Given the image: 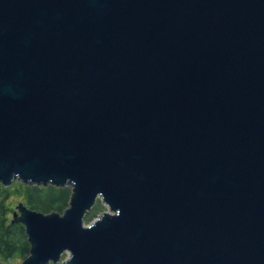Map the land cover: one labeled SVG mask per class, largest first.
<instances>
[{"label":"water","instance_id":"95a60500","mask_svg":"<svg viewBox=\"0 0 264 264\" xmlns=\"http://www.w3.org/2000/svg\"><path fill=\"white\" fill-rule=\"evenodd\" d=\"M14 180L19 264H264V0H0Z\"/></svg>","mask_w":264,"mask_h":264},{"label":"trees","instance_id":"16d2710c","mask_svg":"<svg viewBox=\"0 0 264 264\" xmlns=\"http://www.w3.org/2000/svg\"><path fill=\"white\" fill-rule=\"evenodd\" d=\"M18 192L24 196V203L28 206L43 210H57L61 212L67 205L71 188L68 185L57 186L54 184H29L14 180L10 185L4 186L0 182V259L8 261L12 257L23 259L29 253L24 226L21 222L8 219L7 200L12 193ZM100 208V201L85 215V220L96 215Z\"/></svg>","mask_w":264,"mask_h":264},{"label":"rangeland","instance_id":"374dc122","mask_svg":"<svg viewBox=\"0 0 264 264\" xmlns=\"http://www.w3.org/2000/svg\"><path fill=\"white\" fill-rule=\"evenodd\" d=\"M99 199V198H98ZM20 201H22V202H24V196L23 195H21L20 193H18V192H14V193H12V195L8 198V200H7V207H8V212H7V217H8V219H10L11 217H12V212L14 211V210H16V205L18 204V202H20ZM99 201H100V208L97 210V213H96V215L97 214H99L101 211H103V210H107V206L99 199ZM96 202H97V200H96ZM95 202V203H96ZM94 203V204H95ZM94 206V205H93ZM93 206H92V208H93ZM91 208V209H92ZM90 209V210H91ZM89 211V210H88ZM87 211V212H88ZM87 212H86V214H87ZM96 215H94V216H96ZM93 218V217H92ZM92 218H90V219H92ZM67 255V252H64L62 255H61V257L63 258V257H65ZM1 261H2V264H19L20 262H21V258L20 257H17V256H15V257H12L11 259H9L8 261H3L2 259H0ZM46 264H61L59 261L58 262H55V263H52V262H48V263H46Z\"/></svg>","mask_w":264,"mask_h":264}]
</instances>
